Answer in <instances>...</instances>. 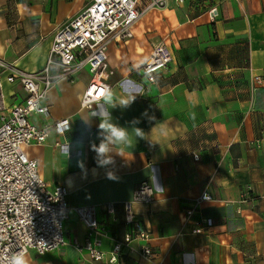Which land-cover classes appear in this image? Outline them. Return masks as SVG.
<instances>
[{
	"label": "crops",
	"instance_id": "0c3cea01",
	"mask_svg": "<svg viewBox=\"0 0 264 264\" xmlns=\"http://www.w3.org/2000/svg\"><path fill=\"white\" fill-rule=\"evenodd\" d=\"M93 1L0 0V59L38 73L57 30ZM213 6L220 17L212 23ZM134 25L132 37L107 50L112 89L98 106L82 107L92 78L86 68L74 83L54 84L46 100L49 115L31 119L38 127L70 121L65 135L53 131L24 152L50 187L68 189L71 211L67 245L45 255L31 250L28 264H109L93 262L76 246L87 232L74 208L97 207L106 232L102 251L110 253L114 241L132 230L124 206L145 182L154 188L153 202H134L133 211L137 228L150 234L153 256L144 260V242L135 240L122 263L264 264V83L254 80L264 78V0H170ZM159 42L173 60L150 84L141 68ZM0 81L9 113L27 93L1 71ZM102 122L127 129L131 144L109 141ZM137 128L142 137L133 133ZM98 141L108 144L107 153L94 151ZM57 144L68 145L69 153ZM204 193L213 200L193 221L214 224L194 234L195 222L186 224L184 214ZM108 204L115 205L113 216L103 210Z\"/></svg>",
	"mask_w": 264,
	"mask_h": 264
},
{
	"label": "built area",
	"instance_id": "2783aa9c",
	"mask_svg": "<svg viewBox=\"0 0 264 264\" xmlns=\"http://www.w3.org/2000/svg\"><path fill=\"white\" fill-rule=\"evenodd\" d=\"M170 0H94L77 17L67 21L54 36L53 46L44 69L38 73L23 72L13 64L0 59V71L6 75L7 83H17L27 96L22 105L8 113L0 81V264H9V258L23 251L28 255L34 250L39 255L59 251L67 245L64 233L65 223L71 211L68 203V189L62 185L50 187L39 173L38 162L29 158L26 145H41L53 131L65 135L70 121L63 120L54 125L41 127L32 123L33 116H48L50 107L47 96L58 81L75 82V77L88 68L92 78L82 98V107L93 110L111 92L107 78L109 69L107 50L113 42H123L132 37V29L140 18L154 8H165ZM183 4L185 0H175ZM208 15L213 23L220 17V8L213 6ZM149 60L142 66L145 79L155 84L157 74L168 69L173 56L168 46L156 43ZM254 80L264 83L262 76ZM94 143V134L90 137ZM102 141L96 142L100 145ZM65 153L69 146L57 144ZM200 161L199 156H195ZM154 188L143 183L136 191L134 202L152 203ZM213 199L208 193L197 198L185 212V222H195L194 234L205 232L213 226L212 220H203L204 226L193 221L204 202ZM125 203V224L132 230L123 238L114 241L110 253L102 251V239L106 232L98 221L97 207L87 205L74 211L85 226V243L76 245L85 251L93 262L107 261L118 264L124 252L131 250L132 242H144L142 256L148 260L153 256L149 245L150 234L137 228L133 203ZM107 215L115 214V205L104 207ZM124 264V263H120Z\"/></svg>",
	"mask_w": 264,
	"mask_h": 264
},
{
	"label": "clouds",
	"instance_id": "9594fccd",
	"mask_svg": "<svg viewBox=\"0 0 264 264\" xmlns=\"http://www.w3.org/2000/svg\"><path fill=\"white\" fill-rule=\"evenodd\" d=\"M131 99H135L134 96H131ZM125 105H127L128 101H124ZM99 128L102 131H106L108 135L109 141H116V142H122L124 145H130L131 144V135L128 132L127 129L118 127L116 125L110 124V123H100ZM133 133L136 137H142L143 131L139 128L134 129ZM98 154H105L109 151L108 144L107 143H101L97 148L94 149ZM112 177L110 176L109 179ZM9 264H28V260L26 259V255L23 251L19 253H15L13 256L9 258Z\"/></svg>",
	"mask_w": 264,
	"mask_h": 264
}]
</instances>
